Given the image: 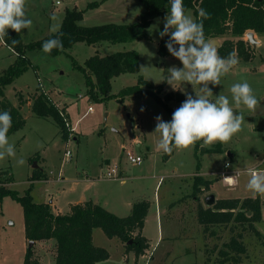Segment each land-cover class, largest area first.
I'll return each mask as SVG.
<instances>
[{
    "label": "rangeland",
    "instance_id": "374dc122",
    "mask_svg": "<svg viewBox=\"0 0 264 264\" xmlns=\"http://www.w3.org/2000/svg\"><path fill=\"white\" fill-rule=\"evenodd\" d=\"M92 1L98 2V5L87 8L86 5ZM73 8L83 10L79 24L92 26L108 22L138 21L144 7L140 0H27L26 15L33 23L30 29L21 30L22 41L30 43L55 33L53 28L58 26V30L60 29L65 10ZM186 14L194 19L191 9ZM165 16L152 19L146 29L147 39L116 43L102 41L94 45L76 41L71 47L55 55L46 53L43 48L25 52L30 66L3 87L4 96L11 104L18 103V93L28 100V104L24 103L20 107L25 124L8 136L9 142L15 145L16 155L15 158L9 157L0 161V183L19 194H23L30 186L32 200L42 202L59 194L69 184L66 181L68 179L98 177V182L90 191L95 189L99 199L105 201L109 209L118 216H125L130 212L129 207L125 208L128 201H151L144 233L151 238L148 251L153 253V260L150 262V253L146 252L135 261L134 251H126L125 243L118 237H108L100 228H95L93 244L108 252L105 260L95 264H181L183 261H193L194 264H203L204 261L205 264H222L218 259L219 250L223 248L224 242L237 233H240L245 248L239 264H264L263 202L260 206V219L253 222V228L233 222L227 225H211L207 231L204 230L202 236H195L193 239L194 251L180 256L177 253L170 258L164 257L168 247L177 252L176 250L192 244L184 236L182 223L186 217L197 220L198 202L191 196L192 176L196 174L197 162L198 173L204 178L215 179L211 188L201 192L200 196L203 193H213L218 198L258 195L261 200L264 199V195L253 194L247 189L250 177L246 170H264V33L252 35L254 44L243 35L241 38L249 43L251 58L245 61L238 57V64L221 77L220 85L209 84L213 92L210 99L215 101L219 94L225 95L234 108V115L243 114L245 119L242 130L227 143L204 145L202 141H197V148L195 143L187 149L173 148L169 154H165L157 147L159 134L154 131L156 116L169 121L166 110L149 94L121 93L123 88L134 85L138 75H141L152 82L154 89L164 82L162 91L159 92L161 98L166 92L182 94V101L172 99L167 102L173 108L181 106L186 99V93L195 98V90L199 91V85L194 90L191 84L178 83L174 85L178 89H173L163 81L168 68L183 67L171 54L162 56L157 52L159 31L163 30ZM225 38L235 41L239 37L223 34L213 39L218 46ZM130 49L138 53L139 70L114 77L108 97L95 89V98H92L84 76L74 67L73 60L77 64H83L86 58L94 54L104 56ZM14 57L12 50L0 39V74ZM245 81L251 85L255 96L260 100L254 111H249L243 105L237 108L232 101L231 86ZM37 86H40L59 109L64 106L63 110L69 114V139L64 140L61 137L57 124L50 117H39L31 111L30 105L33 95L37 94ZM73 135L76 140L72 138ZM123 148L140 155L141 162L130 163ZM65 150L70 151L66 160L63 156ZM31 157H34L32 162ZM19 159H23L25 163L17 164ZM225 162L231 165L227 169L240 173L235 186L227 184L220 176ZM33 163L37 167H33ZM110 166H118L122 178L103 177L102 174ZM32 172L47 173L49 181L36 179L30 182L28 178ZM61 176L63 179H60ZM65 199L64 196L59 198L57 205H63ZM169 203L175 204L172 209ZM191 204L192 214L189 215L185 205ZM156 205L162 211L159 219L155 217ZM172 211L177 213L174 216L177 218L181 217V212L184 214L179 219L167 216ZM157 213L159 214L158 211ZM161 227L164 233L168 228L176 233L177 237L172 244L166 241L156 243ZM192 228L196 231L195 226ZM25 238L22 207L10 196H4L0 201V264H23ZM202 240L203 248L200 245ZM28 243L29 240L26 241V247ZM31 247L39 264H54L51 254L54 251L53 239L36 242ZM230 264L235 263L230 261Z\"/></svg>",
    "mask_w": 264,
    "mask_h": 264
},
{
    "label": "trees",
    "instance_id": "16d2710c",
    "mask_svg": "<svg viewBox=\"0 0 264 264\" xmlns=\"http://www.w3.org/2000/svg\"><path fill=\"white\" fill-rule=\"evenodd\" d=\"M143 10L139 20L132 23L108 22L92 26L79 24L83 10L66 9L60 29L40 40L30 43L22 41L20 33L8 29L7 36L1 39L2 43L14 53V60L5 71L0 74V112L8 111L12 117V126L8 136L19 130L25 124V119L20 112V107L28 100L18 93V103L11 104L4 96L3 87L11 83L20 73L30 66V61L25 52L29 49H41L45 41L59 38L62 48H54L50 54L55 55L69 48L76 41H83L87 45H94L102 41L130 42L147 39L146 29L153 18L167 15L170 10L169 0H140ZM185 12L192 10L194 20L203 24L205 39L210 40L223 34L238 36L235 41L225 38L218 46V53L226 58L229 53L235 51L239 58L248 61L251 58L248 49L249 43L241 37L247 32L255 34L264 33V0H183ZM98 2H89L86 7H95ZM203 9L206 17L200 16ZM17 43L13 44L12 41ZM169 37L160 38L157 52L162 55H170L165 46ZM178 48V45L176 46ZM74 67L84 76L85 84L92 98H95V89L104 97H108L111 88V80L125 72H137L139 70V56L136 50L116 51L108 55H91L77 64L73 60ZM164 82L158 84L156 89L150 80L138 75L136 83L121 90L122 94L141 93L149 94L166 110L169 122L176 110L168 105V101L176 99L182 101L183 96L178 92H166L161 98ZM31 102V111L39 117H50L57 124L61 137L67 140L69 137V123L64 116L63 109L56 104L40 88L36 87ZM195 144V148L198 147ZM34 157L30 158V162ZM199 163L196 164V174L192 176V197L210 189L215 179L203 178L197 174ZM45 174L32 172L29 180L43 179ZM4 196H10L17 201L23 211L24 231L27 240H54V264H95L108 257V252L92 242V231L100 228L108 237H118L125 243V249L133 250L135 261L140 255H144L148 248V241L141 234L144 219L149 208V201L141 199L132 203L130 212L125 216H118L100 204L88 199L83 202L71 204L66 213H53L48 203L34 202L30 195V186L23 194L7 188L0 183V201ZM263 199L256 196L244 198H217L213 205L202 206L198 204L197 220L202 225L203 231H207L211 225H227L230 222L247 225L253 228V222L260 219V206ZM258 234V232H256ZM241 235H232L223 248L219 250V261L222 264H235L241 262V254L244 252ZM23 264H39L32 247H27L24 253Z\"/></svg>",
    "mask_w": 264,
    "mask_h": 264
},
{
    "label": "clouds",
    "instance_id": "9594fccd",
    "mask_svg": "<svg viewBox=\"0 0 264 264\" xmlns=\"http://www.w3.org/2000/svg\"><path fill=\"white\" fill-rule=\"evenodd\" d=\"M170 10L164 17L163 30L159 37H169L166 43L168 52L177 58L183 65L182 68L172 66L167 69L163 81L178 89L176 84L199 85L195 90V98L186 93V99L172 114L171 121H164L161 116H156L154 133L159 134L157 147L165 154L173 148L187 149L197 141L204 145L216 142L227 143L234 135L242 130L245 117L242 113L234 115V108L227 96L219 94L215 101L209 84L220 85L221 77L229 73L238 64L235 51L224 58L218 53L214 41L205 39L203 24L198 23L191 15L186 14L183 0H169ZM27 0H0V39L7 36L11 29L20 33L22 29H30L32 20L26 15ZM200 16L206 17L207 13L201 9ZM53 31H58L54 26ZM18 41L13 40L15 44ZM178 45V48L176 47ZM63 43L57 37L45 41L43 51L50 53L54 48H62ZM143 68V67H142ZM232 101L239 108L245 106L249 111H254L260 100L255 96L248 82L235 83L231 86ZM12 126L10 112H0V161L6 158H15V145L9 142L8 133ZM25 161L19 159L17 164L23 165ZM225 167H231L226 163ZM240 173L223 177L227 184L235 186ZM247 189L253 194L264 195V170L249 169Z\"/></svg>",
    "mask_w": 264,
    "mask_h": 264
},
{
    "label": "crops",
    "instance_id": "0c3cea01",
    "mask_svg": "<svg viewBox=\"0 0 264 264\" xmlns=\"http://www.w3.org/2000/svg\"><path fill=\"white\" fill-rule=\"evenodd\" d=\"M255 35V33H253V36ZM26 104H28V101L26 102ZM64 107V106H63ZM63 107L62 108H60V109H63ZM63 114H64V116H69V114L65 111V109L63 110V112H62ZM69 120V119H68ZM70 121H68V123H69ZM69 125H70V123H69ZM70 135H71V132L69 133V137H70ZM72 138L74 139V140H76L77 138H76V136H72ZM69 139V138H68ZM138 146H140L139 145V143H138ZM36 162V161H35ZM37 167V166H36ZM120 173V172H119ZM197 174H199L200 176H202L203 178H204V176L203 175H201L200 173H198L197 172ZM47 175V173L45 174V176H44V178L43 179H41V180H45V181H49V178H48V175ZM120 177L122 178V175L120 174ZM60 179H63V177L61 176L60 177ZM98 177H86V178H80V177H77V178H71V179H68V180H66V181H68V183L69 184H66L65 185V187H63L62 188V190H61V192H59V194H56V195H52L50 198H49V196H48V200H45V201H42V202H44V203H48L49 204V206H50V209H51V211L53 212V213H66V212H68L69 211V207H70V205L71 204H74V203H78V202H83V201H85V200H88V199H90V200H92L93 202H95V203H98V204H100L102 207H104L105 209H107L108 211H110V212H112V213H114L113 211H111V209H109V207H108V205H107V203L105 202V201H103V200H101V199H99V196L98 195H96V190L95 189H93V192H91L90 191V189H91V187L93 186V185H95V183H97L98 182ZM29 180V179H28ZM30 182L32 181V180H29ZM124 181V180H123ZM211 188V187H210ZM63 194V195H62ZM62 196H64L66 199H65V201H64V204L63 205H57V201H58V199L59 198H61ZM198 197H193L194 198V200L196 201V202H198V204H201L202 206H205V204H204V197L206 196V193L204 194L203 193V195L202 196H200V194H198L197 195ZM201 197V198H200ZM216 199L218 198V197H215ZM132 203H133V201H128V202H126V207L125 208H127V207H129V210H130V208H131V205H132ZM174 205L175 204H172V203H169V207H170V209H172L173 207H174ZM151 206H152V203H151V201H149V208H148V211H147V214H146V216H145V219H144V224H143V227H142V229H141V234L143 235V236H145L146 237V239H147V241H148V247H149V245H150V243H149V241H150V237H148L145 233H144V228H145V225H146V223H147V219H148V215H149V213H150V210H151ZM199 205H197V207H198ZM192 208H193V206H192V204L190 205V206H188V205H185V209H187V213L189 214V215H191L192 214ZM157 211L159 212V214L157 213ZM160 212H162V211H160V207L159 206H157L156 205V215H155V217H156V219H159V217L161 216V213ZM170 213V212H169ZM115 214V213H114ZM184 214V213H183ZM182 212H181V214H179L181 217H182ZM177 215V213L176 212H171L170 214H168L167 216H171V217H173V218H175V219H179V218H181V217H179V218H177V217H174V216H176ZM182 220V219H181ZM181 220H179V221H181ZM171 222H175V221H171ZM160 223H161V221H160ZM168 225H169V223H168ZM182 225L184 226V236H185V238H187V239H190L191 241L190 242H192V244H190V248L189 247H186V248H183V249H180V250H176L177 252H174L173 250H174V248H172V247H168V248H166V250H165V255H164V257L166 256V257H172V256H174V254H177L178 253V255L180 256V255H182V254H185V253H191L192 251H194V249H195V245H194V243H193V239L195 238V236H202V233L204 234V231H203V227H202V225L198 222V220H195V219H192V217H186L184 220H183V223H182ZM195 226L196 227V231H194L195 230V228L193 229L192 228V226ZM199 225V226H198ZM95 229V228H94ZM94 229H93V231H92V238H93V234H94ZM177 237V235H176V233H174V232H172V231H170V229L168 228V230H167V232L166 233H164V230H163V228L161 227L160 228V230L158 231V236H157V238H156V243H157V241H158V243H160V242H162V241H166V242H171V244L173 243V240L175 239ZM26 241H27V239L25 238V250H24V253H25V251H26ZM44 241H46V240H39V241H34V245L36 244V242H44ZM203 240L201 241V246H202V248H203ZM42 245V244H41ZM146 252H148V253H150L149 251H148V248H147V250L145 251V253ZM53 253H54V251H52L51 252V254L53 255ZM153 253L151 254L150 253V258H149V260H150V262L153 260ZM150 262H149V264H150ZM190 263H193L194 264V262L193 261H183V263H181V264H190ZM203 264H205V261H204V263Z\"/></svg>",
    "mask_w": 264,
    "mask_h": 264
},
{
    "label": "built area",
    "instance_id": "2783aa9c",
    "mask_svg": "<svg viewBox=\"0 0 264 264\" xmlns=\"http://www.w3.org/2000/svg\"><path fill=\"white\" fill-rule=\"evenodd\" d=\"M123 151H125V155L126 158L128 159V161L132 164H139L142 160L140 155H135L133 152H131L130 150H125V148H123ZM64 159H68V157L70 156V151L69 150H65L63 153ZM228 162H225V164ZM224 164V169L220 172V176L223 179V177L225 176H232L233 173H236L237 171L235 170H229L225 167ZM252 169H256V168H252ZM247 171L249 169H246ZM258 170V169H257ZM118 166H110L107 168L106 172H104L102 174L103 177L105 178H112V179H117V178H121L118 172ZM263 204H264V199H263Z\"/></svg>",
    "mask_w": 264,
    "mask_h": 264
},
{
    "label": "water",
    "instance_id": "95a60500",
    "mask_svg": "<svg viewBox=\"0 0 264 264\" xmlns=\"http://www.w3.org/2000/svg\"><path fill=\"white\" fill-rule=\"evenodd\" d=\"M249 40V42L251 44H254L255 40L254 38L252 37L253 33L252 32H247L245 34ZM210 41H214L216 44H217V41L214 40V39H211ZM169 154V153H168ZM33 167H36V164L33 163ZM216 198H215V195L213 193H208L205 197H204V204L205 206H211L214 204ZM34 241L33 240H29V243H28V247H31L33 245Z\"/></svg>",
    "mask_w": 264,
    "mask_h": 264
}]
</instances>
